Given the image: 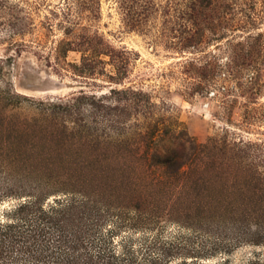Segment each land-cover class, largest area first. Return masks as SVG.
<instances>
[{"label": "rangeland", "instance_id": "obj_1", "mask_svg": "<svg viewBox=\"0 0 264 264\" xmlns=\"http://www.w3.org/2000/svg\"><path fill=\"white\" fill-rule=\"evenodd\" d=\"M165 151L176 198L222 202L191 216L230 238L264 221V0H0V216L7 188L105 199Z\"/></svg>", "mask_w": 264, "mask_h": 264}, {"label": "trees", "instance_id": "obj_2", "mask_svg": "<svg viewBox=\"0 0 264 264\" xmlns=\"http://www.w3.org/2000/svg\"><path fill=\"white\" fill-rule=\"evenodd\" d=\"M150 162L155 171L142 170L131 177L141 182L105 199L68 193L47 203L42 191L24 196L7 188L5 197L23 201L0 216V264H207L244 243L260 249L250 264H264L260 217L254 218L255 230H236L233 238L215 232L221 221L191 215L197 206L212 215L222 202H182L176 194L185 188L169 186L188 175L181 156L165 151ZM240 207L230 201L224 208L237 215Z\"/></svg>", "mask_w": 264, "mask_h": 264}]
</instances>
